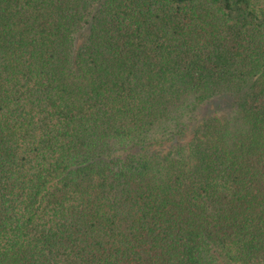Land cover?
Listing matches in <instances>:
<instances>
[{
	"label": "trees",
	"instance_id": "16d2710c",
	"mask_svg": "<svg viewBox=\"0 0 264 264\" xmlns=\"http://www.w3.org/2000/svg\"><path fill=\"white\" fill-rule=\"evenodd\" d=\"M0 264H264V0H0Z\"/></svg>",
	"mask_w": 264,
	"mask_h": 264
}]
</instances>
